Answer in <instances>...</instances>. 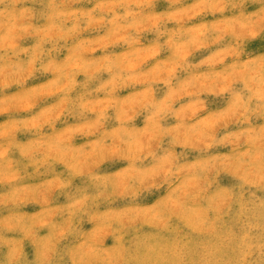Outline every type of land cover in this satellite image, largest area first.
Wrapping results in <instances>:
<instances>
[{
    "label": "rangeland",
    "instance_id": "1",
    "mask_svg": "<svg viewBox=\"0 0 264 264\" xmlns=\"http://www.w3.org/2000/svg\"><path fill=\"white\" fill-rule=\"evenodd\" d=\"M0 264H264V0H0Z\"/></svg>",
    "mask_w": 264,
    "mask_h": 264
}]
</instances>
